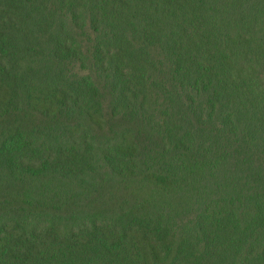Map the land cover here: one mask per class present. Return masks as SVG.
Listing matches in <instances>:
<instances>
[{"label":"trees","instance_id":"obj_1","mask_svg":"<svg viewBox=\"0 0 264 264\" xmlns=\"http://www.w3.org/2000/svg\"><path fill=\"white\" fill-rule=\"evenodd\" d=\"M0 264H264V0H0Z\"/></svg>","mask_w":264,"mask_h":264}]
</instances>
